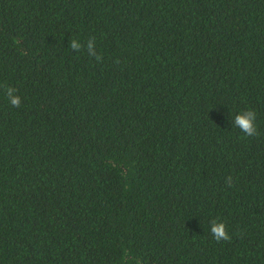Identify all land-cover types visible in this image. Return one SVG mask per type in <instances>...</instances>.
<instances>
[{
    "label": "trees",
    "instance_id": "1",
    "mask_svg": "<svg viewBox=\"0 0 264 264\" xmlns=\"http://www.w3.org/2000/svg\"><path fill=\"white\" fill-rule=\"evenodd\" d=\"M0 264H264V0H0Z\"/></svg>",
    "mask_w": 264,
    "mask_h": 264
},
{
    "label": "clouds",
    "instance_id": "2",
    "mask_svg": "<svg viewBox=\"0 0 264 264\" xmlns=\"http://www.w3.org/2000/svg\"><path fill=\"white\" fill-rule=\"evenodd\" d=\"M71 49H75L76 51H80L82 47H86V50L89 54L96 57L97 60L101 59L99 55L96 54L95 48H94V39H90L86 45H81V43H78L77 40H72L70 44ZM6 95L8 97V100L10 104L14 107L20 106V97L15 95L16 89L10 86L5 87ZM257 115L254 110H247L242 111L239 114L235 115L234 117V127H237L240 129L242 133L245 134V136L253 137L258 134L256 121ZM211 234L213 238L220 242L223 241H229L231 239L230 235L226 231V225L225 223L218 221V220H212L211 221V227H210Z\"/></svg>",
    "mask_w": 264,
    "mask_h": 264
}]
</instances>
